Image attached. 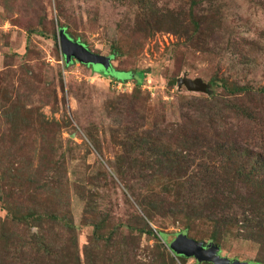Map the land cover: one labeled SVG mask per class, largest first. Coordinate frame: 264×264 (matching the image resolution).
Wrapping results in <instances>:
<instances>
[{"label": "rangeland", "instance_id": "1", "mask_svg": "<svg viewBox=\"0 0 264 264\" xmlns=\"http://www.w3.org/2000/svg\"><path fill=\"white\" fill-rule=\"evenodd\" d=\"M156 1L173 10L176 17L183 14L178 19L186 20L185 25L177 31L183 36L159 32L141 42L140 47V35L136 33L142 26L137 23L139 9L130 0H0V111L5 103L20 101L35 130L39 129L35 122L39 119L58 127L52 140L51 135L47 136L53 145V168L35 172L21 166L15 154L19 148L37 144V135L2 140L7 127L0 117V187L19 191L22 187L18 185L26 186L28 180L36 188L48 185L44 194L51 199L49 210L57 204L58 209L68 210L73 230L67 232L57 224H48L50 234L45 239L51 240L56 249L75 240L81 260L92 235V227L83 221L87 206L95 216L109 218L112 225L121 227L107 249L108 254H117L118 260L112 262L162 264L156 244L167 243L183 232L172 216L173 206L180 201L190 203L187 198L212 196L207 187L188 189V184L182 182L176 198L154 182L158 176L146 180L138 172L142 152L132 150L131 135L154 128L163 130V119L167 125L179 122L191 98H209L212 91L223 94L219 87L210 88L206 94L177 85L168 88V80L187 77L208 83L213 78H224L254 92L264 87V0H204L193 11L200 27L190 41L185 37L192 32L187 19L190 0ZM63 26L64 32L78 37L95 54L111 56L115 42L132 49L124 57H111L113 73L106 76L99 74V68L75 61L66 67L59 40ZM129 70L145 73L137 90L133 80L116 73ZM249 101L252 112L261 114L264 129V95H253ZM195 103L199 108L203 106L199 100ZM201 110L206 112L207 106ZM229 122L234 131L239 126L241 137L249 135L247 126L233 119ZM260 134H255L258 142L248 139V143L240 141L238 145L261 150L264 142ZM48 151L46 154H51ZM128 159L136 161L133 169ZM119 170L125 176L121 177ZM14 178L19 181L12 185ZM151 200L157 205L149 219L138 203ZM92 214L88 211V217ZM3 217L0 211V219ZM142 220L162 238L131 234L122 227L129 224L142 228ZM31 231L37 232V228ZM240 232L238 228L224 232L220 254L243 264H259L254 262L258 259V244ZM161 246L165 251L161 254L171 256L173 264H197L191 257L179 260L165 245Z\"/></svg>", "mask_w": 264, "mask_h": 264}, {"label": "trees", "instance_id": "2", "mask_svg": "<svg viewBox=\"0 0 264 264\" xmlns=\"http://www.w3.org/2000/svg\"><path fill=\"white\" fill-rule=\"evenodd\" d=\"M203 1L190 0L187 19L192 32L190 36L185 35L188 41L199 33L200 24L193 11ZM131 3L139 9L137 23L142 26L136 33L140 35V47L141 42L159 32H172L179 37L183 36L179 35L181 31L177 33L186 22L183 18L178 19L183 16L182 13L176 17L173 10L159 6L156 0H130ZM64 28L66 27L61 29L65 31ZM64 33L74 41L85 44L70 32ZM132 37L134 39L136 35ZM131 49L132 46L127 47L121 42H115L111 45L109 57H124ZM69 64L65 62L64 65L67 67ZM108 72L113 73L111 65L108 71H100L99 74L106 76ZM116 73L124 74L126 80H133L135 90L140 88L145 75L143 70ZM176 81L177 77L168 80V88L174 87ZM207 86L208 90L219 87L223 94L217 95L212 91L209 98H191V101L186 102V111L181 114L182 120L179 122L167 125L163 119V130L154 128L135 133V136L131 135L132 150L142 152L138 172L145 175L146 180L158 176V180L154 182L158 183L164 192L174 194L176 198L183 187L182 182L188 184V189L199 186L211 189L210 197H195L196 200L194 197L187 198L190 203L180 201L173 206L174 220L180 224L188 237L200 242L207 240L217 246L221 244L224 232L238 228L241 231L239 235L249 237L259 246L258 259L254 262L264 264V148L257 151L249 145H238L240 141L248 143V139L258 142L256 133H261L260 138L264 142V129L261 128L263 118L260 117L261 114L253 113L249 108L250 98L253 95L263 96L264 87L254 92L248 86L224 78H213ZM198 100L203 104L200 108L195 103ZM206 106L207 111L203 112L201 109ZM23 110L20 101L5 103L2 106L1 124L7 127L2 133V140H16L21 135L36 134L37 144L30 148H19L15 157L21 166L34 169L35 172L52 169L54 162L51 159L54 151L52 141H49L47 136L51 135L52 140V135L58 130L57 124L51 122L48 125L41 119L35 121L36 124L31 119L39 127L37 131L30 125V117ZM232 119L240 126H247L246 134L249 135L241 137L238 125L234 131L229 126ZM47 150L51 154L47 155ZM132 160L128 159L133 169L136 161ZM126 169L128 170V167ZM117 172L121 177L125 176V172ZM163 173L165 174L162 176ZM13 181L15 182H12V185H15L19 179L14 178ZM28 181L26 186L18 185L26 190L20 188L19 191H8L0 187V211L4 212V219H0V264H121L120 261L112 262V259L118 260L117 254L112 256L107 252V249L112 247L111 238L120 233L121 227L112 225L109 218L95 216L88 206L84 209L83 221L92 227V235L85 247L83 260L79 257L75 240H70L65 247L56 249L51 240L45 239L50 234L47 225L57 224L65 231L71 232L73 226L68 218V210L58 209V204L53 210H49L47 203L51 199L44 194L49 188L48 185L36 188L31 185L32 181ZM187 193L189 194L188 191ZM138 204L141 213L150 219L157 203L151 200L139 201ZM88 211L92 214L89 217ZM141 222L142 228L129 224L122 227H126L131 234L138 232V235L162 238V234L155 235L144 220ZM32 228H37V232H32ZM161 245L158 242L155 247L157 255L163 259L162 264H173L171 256L167 253L166 257L163 256L165 251ZM171 254L179 260L187 258L172 252Z\"/></svg>", "mask_w": 264, "mask_h": 264}, {"label": "water", "instance_id": "3", "mask_svg": "<svg viewBox=\"0 0 264 264\" xmlns=\"http://www.w3.org/2000/svg\"><path fill=\"white\" fill-rule=\"evenodd\" d=\"M60 48L64 61L68 64L72 61L99 68L100 71L110 69V57L95 54L88 50L83 44L74 41L63 29L59 30ZM178 88L182 86L189 92L208 93L207 83L200 79H190L187 77L178 78L176 81ZM173 254L191 257L197 263L207 262L212 264H243L237 259H229L220 254L219 246L212 242L196 241L181 232L173 235L167 243H163ZM246 264V263H244Z\"/></svg>", "mask_w": 264, "mask_h": 264}]
</instances>
